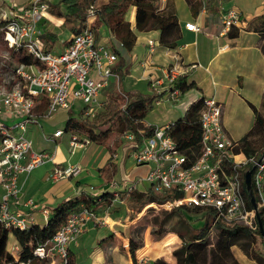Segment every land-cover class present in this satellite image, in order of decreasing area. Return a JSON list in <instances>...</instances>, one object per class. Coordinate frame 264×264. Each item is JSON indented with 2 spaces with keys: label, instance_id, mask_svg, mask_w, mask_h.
Here are the masks:
<instances>
[{
  "label": "built area",
  "instance_id": "built-area-1",
  "mask_svg": "<svg viewBox=\"0 0 264 264\" xmlns=\"http://www.w3.org/2000/svg\"><path fill=\"white\" fill-rule=\"evenodd\" d=\"M53 0H28L22 7H15L10 0H0V35L9 48L25 50L36 59L33 64L14 63L10 69H0V223L5 228L25 229L29 225L27 214L20 205L37 207L32 198L21 202L20 174H29L48 162L53 163L47 179L58 181L77 177L84 167L79 163L60 164L49 151H36L28 136L30 124H39L40 118L50 117L58 109H68L79 102L78 118L92 117L103 108L100 93L110 85L111 78L119 81L115 70L117 53L111 47L97 41L96 31L90 26L94 10L90 8L82 27L72 33L64 48L55 52L45 50L41 38V21L48 15V2ZM200 11L206 10L205 2ZM47 20V19H46ZM221 31L239 27L241 15L232 8L220 7ZM185 27L194 32L201 28L194 22ZM150 50L155 41L148 40ZM122 48V43L117 42ZM166 80L151 82V88L162 94L154 102L167 100L178 102L183 92L174 87L178 75L170 68ZM159 86V87H157ZM124 96V94H122ZM222 104L214 97H204L199 113L201 129L200 150L195 157L183 153L169 133L172 123L155 126L151 136L143 138L140 146L133 148L131 157L136 164H147V174L139 178V184L126 179H112L108 185L113 193L112 203H121L120 190L132 191L138 185L155 192L169 189L180 194L170 205L198 206L210 213L211 226L242 225L254 229L258 224L256 212L264 214V156L245 155L238 149V140L232 139L222 122ZM63 131L55 130L51 139L61 137ZM125 141L134 138L133 133L121 134ZM90 140L77 132H70L69 147L73 153L83 149ZM116 156V155H114ZM247 168L245 171L244 168ZM252 168L251 187L256 208L247 205L243 192L244 174ZM118 183L122 187L117 188ZM249 198V197H248ZM46 219L48 209L41 208ZM107 214L98 215L94 209L80 204L73 209L54 236L33 249V254L46 260V264H72L69 245L77 241L88 221L97 226L105 224ZM18 245L10 251L18 260ZM3 264H8L3 263ZM19 264H27L22 262Z\"/></svg>",
  "mask_w": 264,
  "mask_h": 264
},
{
  "label": "trees",
  "instance_id": "trees-1",
  "mask_svg": "<svg viewBox=\"0 0 264 264\" xmlns=\"http://www.w3.org/2000/svg\"><path fill=\"white\" fill-rule=\"evenodd\" d=\"M189 10L193 16H197L203 4L202 0H185ZM211 0L205 2L206 10L210 6ZM49 14L64 19V24L68 23L71 33L77 32L86 22L90 8L94 10V19L90 26L96 31V28L103 26L108 31L111 38L122 43V49L125 52L130 51L136 40V33L131 28L128 20L129 10L134 7V23L135 29L140 32L157 30L159 32V44L173 48L176 46L180 37V28L176 14L170 9H160L159 0H59L57 2H48ZM213 8V7H212ZM42 36L45 50H52L58 37L52 26L47 20L41 21ZM247 30L257 32L263 39L261 50L264 54V12L255 15L252 20L244 27ZM239 27H232L228 34L230 37L237 35ZM0 49H5L7 55L0 57V69H10L14 63L33 64L37 60L26 53L25 50L9 48L0 35ZM119 55L121 52L116 51ZM124 65V58H120L119 67ZM117 67V66H116ZM117 67L115 70L120 72V79L124 76L125 71H121ZM174 87L179 88L183 93L190 89L199 90L195 81H187L186 74L177 75L174 79ZM124 94V96L122 95ZM121 95L110 87L104 91L106 97L103 108L96 111L92 117L78 118L79 115H69L64 131L77 132L80 136H85L90 143L107 145L112 137L117 139L124 132L133 133L132 140L124 141L123 145L128 148H136L140 146L144 137L151 136L155 130V125L145 122V117L152 109L156 98H160L162 94L148 93L140 91H127ZM203 95L190 103L184 114L172 121L169 133L175 139L179 149L189 157H195L200 150L201 129L199 124V113L203 105ZM254 112V121L252 127L244 133L238 140L239 147L245 155L251 156L261 154L264 150V117L251 105ZM80 111L78 112V114ZM111 148V146H110ZM111 164L109 158L106 160L105 166ZM104 167L100 168L102 171ZM116 173V165L112 164V175ZM74 178V177H68ZM76 186H82L78 180ZM88 194L80 197L69 199H60L52 206L47 207L48 215L42 224L29 223L25 229L5 228L0 223V229L9 230L14 239L18 243V260L15 261L10 251L0 250V264H19L26 262L27 264H46V260H41L33 254V249L40 244L50 240L58 228L67 219L68 214L80 204H84L91 209L96 210L100 203H106L109 215L113 213L115 204L117 206L124 205L125 208L131 210L128 215L129 219H133L135 214L147 203L157 202L163 203L173 201L180 196L179 193L172 189L155 192L152 188H146L140 185L132 191L120 190L119 197L121 203H112L113 193L111 190L98 191L92 185H87ZM243 192L246 203L250 206L249 194L243 185ZM251 192L253 189L251 187ZM116 206V205H115ZM174 211L166 212L162 218H156L151 229V233H156L159 227L169 226L171 218L178 224V229L174 230L181 244L172 251L176 264H233V257L230 252V246L238 245L244 251L246 248L242 246V240L259 238L264 248V239L261 235L259 225L254 229L242 225L226 226L217 223L214 227L217 230L216 241L210 249L208 256L207 245L210 213L205 209L192 205L184 204L175 205ZM98 212V211H97ZM102 212L100 214H103ZM264 231V214L259 212ZM124 217L119 218L121 221ZM145 227L138 225L132 227L127 236L128 249L133 264H138L137 257L146 255L147 251L156 246L162 245L165 235L164 231L153 236L150 233L145 234V244H143L142 232ZM116 233H118L116 231ZM120 235V234H119ZM110 236H114L111 233ZM121 236V235H120ZM126 249V250H127ZM203 251L200 258L197 257L198 252ZM148 264H170L162 258L150 261Z\"/></svg>",
  "mask_w": 264,
  "mask_h": 264
},
{
  "label": "crops",
  "instance_id": "crops-1",
  "mask_svg": "<svg viewBox=\"0 0 264 264\" xmlns=\"http://www.w3.org/2000/svg\"><path fill=\"white\" fill-rule=\"evenodd\" d=\"M222 2L223 0H211L210 6L213 8L209 7L208 10L205 11L199 10L197 16H193L185 0H159L160 9H170L177 16L180 37L176 46L173 48L159 44V32L157 30L140 32L135 29L134 7H132L128 13L130 26L136 33L135 44L130 51L125 52L122 48H119L117 46L118 41L109 36L105 27H97V41L111 47L115 51L118 50L121 52L119 55L117 54L115 66L119 67L120 58L123 57L124 65L119 68L122 72L125 71L124 76L120 79V72L116 70L119 73V81L111 78L110 85L100 93V99L105 102L106 97L104 91L110 87L114 88V91L119 94L127 91L142 92V90L133 87L140 86V84L146 80L150 86L153 80L159 79L165 81L166 75L168 74L167 71L174 67L178 75L186 74L187 81H195L199 90L190 89L184 92L178 102H171L163 99L158 103L154 102L152 109L145 117V122L155 126L169 124L181 117L188 105L195 101L199 95H203L204 97L212 96L222 104V122L226 131L227 127L224 119L227 114L233 110L236 98H240L245 102L252 112L253 109L251 105H253L264 117V54L261 50L263 39L257 32L244 28L257 14L243 17L239 12L241 15V24L237 35L235 37H230L228 32L221 31L220 5ZM46 19L50 26H52V22H56L58 25L64 22V19L58 18V20H56L54 16L49 13ZM186 22L196 23L201 30L199 32H194L187 29L185 27ZM69 34L67 39L63 41L62 49L71 38L72 33L70 32ZM149 39L155 41L152 50H150L148 45ZM126 78L131 80L130 86L122 91L120 81ZM154 92L155 90L152 88L148 93ZM241 93L246 94V96H242ZM78 104L76 106H78ZM76 106H74V108H76ZM81 106L82 105H80L79 108ZM76 112L77 113L72 116L78 114V107L76 108ZM251 127L252 125L249 129ZM249 129L239 135L237 139ZM49 152L54 155L56 161L55 145ZM109 160L111 164L106 165L102 171L94 175L98 178L95 179V181L90 177L86 169L74 178H63L58 181L48 180L47 176L53 164L50 162L36 167L29 174H20L18 177V184L22 189L20 196L21 202H25L28 198H32L37 206L30 207L22 204L20 205L23 212L27 214L28 221L30 223L42 224L45 220L41 212L42 207L47 208L52 206L60 199L80 197L82 192L88 194L87 185H92L98 189V191L108 190V182H106V180L109 177H113L118 171L117 163L114 162L113 159ZM113 163L116 165V173L114 175L111 174ZM42 176L43 178H40ZM77 180L83 183V185L77 187L75 184ZM103 181L106 185L101 184ZM68 192H70V195H67ZM103 211L110 218L115 219V217H119L114 214V212L109 215L107 210ZM100 213L99 211L97 212L98 215H102ZM108 216L107 222L113 224V220L109 222L110 219H108ZM112 231L115 233L116 231L119 232V230L114 227L96 226L93 221H88L77 241L69 245V259L71 263L77 264V260L81 258L82 251L91 247L92 250L89 256H93L92 264H104L106 256L104 254L102 255L101 249L97 250L99 248L97 245L99 243H105V246L111 247V241L116 239L115 235L110 236L111 233H113ZM139 258L140 264H148L143 257Z\"/></svg>",
  "mask_w": 264,
  "mask_h": 264
},
{
  "label": "rangeland",
  "instance_id": "rangeland-1",
  "mask_svg": "<svg viewBox=\"0 0 264 264\" xmlns=\"http://www.w3.org/2000/svg\"><path fill=\"white\" fill-rule=\"evenodd\" d=\"M28 0H10V3L15 4V7H22ZM55 2L59 0H54ZM223 8H232L242 14L243 17L253 16L255 14H259L264 12V0H223L221 5ZM54 19L58 20V17L54 16ZM52 28L57 33V41L55 43L54 49L59 52L62 49L63 41L67 39L70 35V29L67 27V24L58 25L56 22H52ZM7 55V51L5 49H0V57ZM131 80L129 78L123 79L120 81V87L123 90H126L130 86ZM138 86V85H136ZM138 88V90H142V92H149L152 90L148 81H144L140 86L133 87ZM121 95V94H120ZM242 96H246V94L241 93ZM83 105L79 102L78 106ZM76 108L71 106L68 109H58L54 112L50 117L40 118L39 124H30L28 127V136L33 141V148L36 151H51L55 145L56 151V162L60 164H72L77 163L81 164L84 169L88 171L90 177L94 179H98L94 175L99 172V169L105 167L106 158L113 159L114 162L118 165V171L113 177H109L106 182H110L113 179L121 181L126 179L130 182H139V178L144 177L147 174L149 166L147 164H136L131 157V152L133 150L132 147L128 148L123 145L125 141L120 136L118 139L116 137H112L108 144L100 145L95 143L88 144L83 149H76L73 153L69 147V138L70 131H64L65 123L69 115L76 114ZM149 113V112H148ZM225 125L227 127V131L230 133L232 139H237L239 135H241L244 131L249 129L254 121L253 112L247 107L246 103L243 102L240 98H236L234 101V108L231 112H229L224 119ZM61 129L63 131V135L61 137H57L54 141L51 139V135L55 129ZM81 135V134H79ZM111 146V148H110ZM116 155V156H114ZM247 168L245 167L243 170L245 171ZM40 178H43L40 177ZM107 183L108 189L109 185ZM106 185V183H101ZM139 184V183H138ZM137 184V187L140 185ZM122 187V183H118L117 188ZM3 193V188L0 184V199ZM83 195L86 192H82ZM70 195V192L67 193ZM116 205V206H115ZM113 208L114 214L119 217L110 218L108 215L109 222L113 224H109L105 219V224L101 226H106L108 228L114 227L119 230L118 233L112 231L116 237L111 242V247L105 246V243H99V249H101L102 255L106 256L104 264H133L131 258L128 255V251L126 250L125 244L128 246V234L132 227L138 225L144 226L145 229L142 232L143 244H145V234L150 233L153 236H157L164 231V241L162 245H156L150 248L146 255L142 256L143 259L147 263L157 258H162L170 264H176L175 257L172 255V251L178 248L181 244V239L177 235L174 230L178 229V224L171 218L170 222L164 227H159L156 233H151V229L154 227L153 223L156 218L162 219L166 212L174 211L172 205L170 203L163 202H151L145 204L134 216L131 220L128 215L132 213L131 210H127L124 205L115 204ZM101 206V207H100ZM38 210V209H37ZM103 210H107L106 203L99 204L95 211L104 212ZM39 211V210H38ZM106 214V213H105ZM104 213L101 216L105 215ZM121 217L122 222L116 220ZM211 224L209 218V225ZM211 226V225H210ZM121 229V231H120ZM121 233V236L119 234ZM216 233L217 230L214 226L209 228L208 232V242L207 245V253L209 256L210 249L213 247L216 241ZM242 246L246 248L244 251L238 245L230 246V252L232 254L233 264H264V248L259 241V238H255V241L252 239H244L242 240ZM18 245L17 241L14 239L13 235L6 229H0V250L4 251H13V247ZM113 248V249H112ZM112 249V250H111ZM92 248L89 247L86 250L82 251L81 258L77 260V264H92L93 256H89ZM203 251L198 252L197 257L200 258ZM139 257H137L138 264Z\"/></svg>",
  "mask_w": 264,
  "mask_h": 264
},
{
  "label": "water",
  "instance_id": "water-1",
  "mask_svg": "<svg viewBox=\"0 0 264 264\" xmlns=\"http://www.w3.org/2000/svg\"><path fill=\"white\" fill-rule=\"evenodd\" d=\"M262 155L264 156V150L262 152ZM251 172H252V168L247 170L244 174V184H245V188L248 191L249 194V202L251 204L252 207L256 208V204H255V198L253 196V193L251 192ZM256 219L259 225V229L261 232V235L263 236L264 239V231H263V227H262V222L259 216V213L256 212Z\"/></svg>",
  "mask_w": 264,
  "mask_h": 264
},
{
  "label": "bare ground",
  "instance_id": "bare-ground-1",
  "mask_svg": "<svg viewBox=\"0 0 264 264\" xmlns=\"http://www.w3.org/2000/svg\"><path fill=\"white\" fill-rule=\"evenodd\" d=\"M106 221H107V217H106Z\"/></svg>",
  "mask_w": 264,
  "mask_h": 264
}]
</instances>
